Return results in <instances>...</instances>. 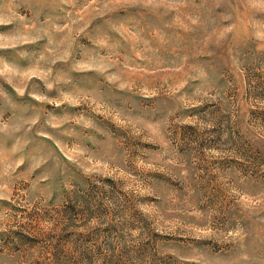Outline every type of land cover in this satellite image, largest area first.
I'll list each match as a JSON object with an SVG mask.
<instances>
[{"label":"rangeland","instance_id":"1","mask_svg":"<svg viewBox=\"0 0 264 264\" xmlns=\"http://www.w3.org/2000/svg\"><path fill=\"white\" fill-rule=\"evenodd\" d=\"M0 264H264V0H0Z\"/></svg>","mask_w":264,"mask_h":264}]
</instances>
